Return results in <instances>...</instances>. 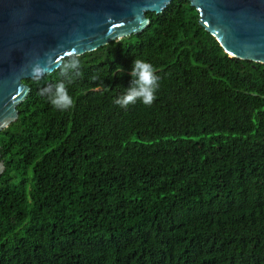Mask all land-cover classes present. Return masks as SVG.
<instances>
[{
    "label": "trees",
    "instance_id": "16d2710c",
    "mask_svg": "<svg viewBox=\"0 0 264 264\" xmlns=\"http://www.w3.org/2000/svg\"><path fill=\"white\" fill-rule=\"evenodd\" d=\"M80 55L55 109L22 83L0 131V264H264V65L229 58L187 0ZM157 99L114 104L133 60ZM98 77V78H95Z\"/></svg>",
    "mask_w": 264,
    "mask_h": 264
},
{
    "label": "water",
    "instance_id": "95a60500",
    "mask_svg": "<svg viewBox=\"0 0 264 264\" xmlns=\"http://www.w3.org/2000/svg\"><path fill=\"white\" fill-rule=\"evenodd\" d=\"M172 0H0V131L17 118L31 67L141 32ZM229 58L264 65V0H187ZM3 162L0 155V174Z\"/></svg>",
    "mask_w": 264,
    "mask_h": 264
},
{
    "label": "clouds",
    "instance_id": "9594fccd",
    "mask_svg": "<svg viewBox=\"0 0 264 264\" xmlns=\"http://www.w3.org/2000/svg\"><path fill=\"white\" fill-rule=\"evenodd\" d=\"M48 67V63L43 66L36 63L31 67L30 75L33 79L38 80L48 71ZM55 67L60 71L63 79L43 89L42 94L47 97L55 109L60 111L69 110L74 106V100L68 92V86L82 76L80 52L77 51V48L66 51ZM130 76V86L123 89V94L115 98L114 104L125 109L138 101L150 106L157 99L156 94L161 82V77L156 74V69L151 63L136 58L133 60Z\"/></svg>",
    "mask_w": 264,
    "mask_h": 264
}]
</instances>
